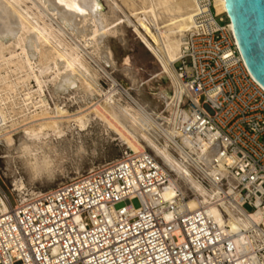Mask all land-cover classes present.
<instances>
[{"label":"built area","instance_id":"1","mask_svg":"<svg viewBox=\"0 0 264 264\" xmlns=\"http://www.w3.org/2000/svg\"><path fill=\"white\" fill-rule=\"evenodd\" d=\"M230 25L213 0H194L172 63L187 113L180 134L214 151L210 182L227 202L264 217V89ZM167 185L154 158L125 153L48 192L0 188V264H264V225L237 245L186 196L163 201Z\"/></svg>","mask_w":264,"mask_h":264},{"label":"bare ground","instance_id":"2","mask_svg":"<svg viewBox=\"0 0 264 264\" xmlns=\"http://www.w3.org/2000/svg\"><path fill=\"white\" fill-rule=\"evenodd\" d=\"M213 4L218 14L226 13L225 0H213ZM193 8L194 0H144L139 9L129 13L135 19L136 34L142 42L150 50L160 52L163 70L169 69L172 74L174 101L179 103L183 100L184 90L172 63L179 54ZM98 11L95 0H0V141L5 139L7 156L3 158L8 159V166L15 165V160H19L31 182L43 177L51 178L69 151H74L77 156H82L84 152L83 137L92 129L93 118L83 117L80 113L70 114L60 104H54L55 108L51 110L42 100L34 103L32 94L41 97L43 89L50 84L54 92L61 95L74 87L76 89L77 82L82 87H77L79 91L96 94L97 71L88 65L80 48L69 44L63 36L67 31L81 38L79 42L83 48L98 47L103 37L113 31L108 29L110 25ZM48 13L62 27L54 28L46 24L44 18L49 16ZM125 20L129 21L127 17ZM162 20L164 22H160ZM230 28L232 30L231 25ZM17 75L20 77L14 78ZM30 80L34 81L37 90L24 94L18 102V87ZM110 87L104 99L97 101L101 104L97 106L111 122L126 127L141 139L173 174L170 175L157 162L162 173L168 176V185L162 192L163 201H171L177 192L185 196L178 183L182 182L194 195L187 200L188 209L203 208L218 227L227 226L229 232L238 235L237 245L246 240V232L254 225H264V217L257 213H244L227 202L222 197L221 188L210 182V177L218 174L211 167L214 151L203 143L194 144L181 136L180 128L187 118L185 110H176L171 131H166L115 81H110ZM116 94L123 95L133 107L129 102L115 103ZM15 117H19V121L14 120ZM18 124L23 126L16 144L12 129ZM159 132L164 137L163 144L159 143ZM25 147L35 152L36 169H30L22 161L21 151ZM12 148L16 157L11 156ZM171 150L176 151L177 158ZM137 153L144 152H134ZM45 159L52 161L51 168L45 165ZM195 172L210 183V190L202 185ZM12 175L16 174L12 172ZM13 186L18 194H24L21 193L25 189L21 178H15Z\"/></svg>","mask_w":264,"mask_h":264},{"label":"rangeland","instance_id":"3","mask_svg":"<svg viewBox=\"0 0 264 264\" xmlns=\"http://www.w3.org/2000/svg\"><path fill=\"white\" fill-rule=\"evenodd\" d=\"M143 1L95 0L99 14L105 16L106 24L110 25L108 29L113 30H109L110 33L103 37L96 48H83L79 42L82 41L81 38L75 37L76 35L74 36L66 31L63 36L64 39L71 45H77L88 65L98 73L97 78L95 77L96 83L94 86L96 94L93 92V96L83 90H81L82 92L79 91L77 87H80V84L77 82L76 89L74 87L63 93L64 95H59L54 92L53 87L49 84L43 89L44 92L41 97L32 94V101L38 103V100H42L49 105L51 110H54V104H60L59 106L68 110L70 114L80 113L83 117H92L93 122L90 127L92 129H89V134H85L83 137L84 152H82V156H77L74 151H69L63 162L58 164L59 167L57 165L51 178L43 177L31 182L32 180L30 181L28 173L24 170L19 160H15V165L8 166V159L3 158L7 156L4 144L5 139H3V142L0 141V188L7 195H14L17 192L13 186L15 178H21L24 182L25 191L23 190L21 193L48 192L61 184L73 181L93 169L118 160L125 153L137 151L150 155L173 176L171 171L141 139L131 133L126 127L118 126L113 121L111 122V119L109 120L102 112V109L98 107L101 105L100 102H97L104 99V95L111 90L110 81L113 80L166 131H171L176 110H184L180 104L181 100H179L180 103L176 100L174 101L175 85L172 74L169 69L167 71L163 70L159 60L160 52L158 50H150L136 34L135 19L129 13L131 10L139 9ZM27 6H30L29 2ZM32 10L35 13V9L33 8ZM48 14L49 16L44 18L46 24L48 23L54 28L62 27L55 17H52L50 13ZM126 17L129 21L125 20ZM160 22H164V20ZM107 53L109 56H107ZM16 77H20V75L14 76V78ZM20 86L16 94L18 102H21L24 94L33 93L37 90L33 80L28 81L23 85L24 87ZM114 99L115 103L118 104H123V102L130 103L123 95L116 94ZM131 107H133L132 104ZM14 120L19 121V117H15ZM22 126V124H18L12 129L13 131L11 130L16 144L19 141L18 137L21 136ZM157 134L159 143L163 144L164 137L160 132ZM11 150V156L16 157L15 149L12 148ZM171 154L175 158L178 157L176 151L171 150ZM12 172L16 175L13 176ZM196 174L195 172V176L201 181L202 185L210 190V183ZM178 183L187 199L194 198L193 193L182 182L179 181ZM131 204L135 209L139 207L137 201H133ZM120 207L122 205L118 208Z\"/></svg>","mask_w":264,"mask_h":264},{"label":"water","instance_id":"4","mask_svg":"<svg viewBox=\"0 0 264 264\" xmlns=\"http://www.w3.org/2000/svg\"><path fill=\"white\" fill-rule=\"evenodd\" d=\"M225 4L242 60L264 89V0H225Z\"/></svg>","mask_w":264,"mask_h":264},{"label":"clouds","instance_id":"5","mask_svg":"<svg viewBox=\"0 0 264 264\" xmlns=\"http://www.w3.org/2000/svg\"><path fill=\"white\" fill-rule=\"evenodd\" d=\"M35 152L32 151V149L30 148H23L21 151V159L24 162V164L29 167L30 169H36L37 165L35 163ZM45 165L48 168L52 167V161H49L47 159H45ZM36 178H39V176H37Z\"/></svg>","mask_w":264,"mask_h":264},{"label":"snow or ice","instance_id":"6","mask_svg":"<svg viewBox=\"0 0 264 264\" xmlns=\"http://www.w3.org/2000/svg\"><path fill=\"white\" fill-rule=\"evenodd\" d=\"M87 6V5H86ZM174 195H175V193H174Z\"/></svg>","mask_w":264,"mask_h":264}]
</instances>
